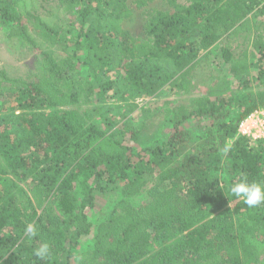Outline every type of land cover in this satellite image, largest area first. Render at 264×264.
I'll list each match as a JSON object with an SVG mask.
<instances>
[{"label": "trees", "instance_id": "16d2710c", "mask_svg": "<svg viewBox=\"0 0 264 264\" xmlns=\"http://www.w3.org/2000/svg\"><path fill=\"white\" fill-rule=\"evenodd\" d=\"M57 1L71 19L45 14L38 0H0L2 25L24 40L31 30L46 47L37 76L0 68V264H264V204L249 208L227 191L241 174L264 184V138L237 130L264 108V4L165 0L172 11L146 20L142 42L122 27L129 0ZM235 35L256 56L231 66L238 81L167 106L157 128L150 118L110 131L108 91L132 109L144 95L174 93L213 44L231 65ZM249 67L255 89L240 78ZM112 191L115 204L79 256L92 232L85 210ZM142 194L150 200L134 205ZM44 242L51 254L40 260L33 252Z\"/></svg>", "mask_w": 264, "mask_h": 264}, {"label": "rangeland", "instance_id": "374dc122", "mask_svg": "<svg viewBox=\"0 0 264 264\" xmlns=\"http://www.w3.org/2000/svg\"><path fill=\"white\" fill-rule=\"evenodd\" d=\"M38 1L42 8H44L45 14L47 12L57 14V11L59 13L60 6L57 0ZM176 1L182 5L189 3V0ZM128 5L131 9V14L123 20L122 27L127 33V36L142 42L148 40V35L143 28L146 20L158 11H172V7H170L165 0H151L145 6H137L134 0H129ZM40 11L42 12V9H40ZM59 15L60 18L62 17L64 20L69 18H66L62 13H59ZM29 35L30 38L27 39L28 41L24 40L23 37L14 36L11 31L0 22V68L6 70L11 77L32 78L37 76L40 72V62L43 56L42 52L46 47L41 44V40L36 33L29 30ZM227 43L228 46L232 48L234 57V62H232L231 65L227 64L223 66L220 64L219 44H213L199 55V63L191 72L188 79L189 81L187 80L188 82L185 83L182 89L176 90L174 93H169L167 89H163L155 95H144L135 100V103H137L135 109H132L128 103L124 104L114 99L111 96V91H108L106 100H104L102 104L104 106V115L108 116L112 122L109 127L110 131L123 125L137 126L143 119L150 118L152 119L154 128H157L167 106L173 107L178 104L186 103L196 97L206 96L209 90L214 89V87L223 88L233 81H238V78L234 77L230 70L231 66H239L244 62H246V64L253 63L255 62L256 56L249 55L246 52V50H249V47H251V41L244 39L243 35H235ZM247 47L248 49H246ZM249 69V73L243 74L240 78L250 80V86L255 89V82L251 77L253 71L251 67H249ZM100 125L102 124L100 123ZM105 126L106 125L103 124V127ZM134 147L138 148L135 145ZM105 193L96 192L97 199L95 206L85 210L87 218L92 224V232L80 238L79 247L81 249L78 253L79 256L82 252L91 250V238L95 228L99 222L109 214L119 195L118 191H112V193L110 192L108 194ZM148 197L149 196L142 194L135 198L133 203L134 205H138L146 202L150 200ZM52 206L59 212L56 203ZM73 212L75 213L76 209H73L71 214ZM93 263V260H88L87 262V264Z\"/></svg>", "mask_w": 264, "mask_h": 264}, {"label": "clouds", "instance_id": "9594fccd", "mask_svg": "<svg viewBox=\"0 0 264 264\" xmlns=\"http://www.w3.org/2000/svg\"><path fill=\"white\" fill-rule=\"evenodd\" d=\"M232 145L225 144L223 152H230ZM227 191L234 197L242 199L243 203L249 208H255L264 204V184L257 181H250L246 174H241L238 180L230 182ZM26 237L29 239L36 238L39 234L38 226L34 223H27L24 228ZM34 256L44 260L51 254L50 245L47 242L41 243L34 249Z\"/></svg>", "mask_w": 264, "mask_h": 264}, {"label": "built area", "instance_id": "2783aa9c", "mask_svg": "<svg viewBox=\"0 0 264 264\" xmlns=\"http://www.w3.org/2000/svg\"><path fill=\"white\" fill-rule=\"evenodd\" d=\"M264 4V0H259ZM238 132L254 141L264 138V108H259L246 116L238 125Z\"/></svg>", "mask_w": 264, "mask_h": 264}]
</instances>
